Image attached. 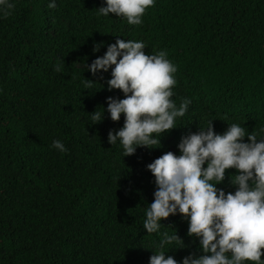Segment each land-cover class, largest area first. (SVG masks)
Masks as SVG:
<instances>
[{
	"label": "trees",
	"instance_id": "trees-1",
	"mask_svg": "<svg viewBox=\"0 0 264 264\" xmlns=\"http://www.w3.org/2000/svg\"><path fill=\"white\" fill-rule=\"evenodd\" d=\"M12 2L11 15H0V264H149L161 236L143 228L156 190L147 165L179 155L181 138L211 122L217 133L237 123L264 139V0H156L139 26L99 15L105 0ZM117 39L166 51L178 69L173 100H191L161 147L128 157L108 142L123 115L91 119L124 95L107 90L111 71L86 68ZM85 78L96 82L90 90ZM235 174L218 187L234 193ZM162 223L183 240L167 255L203 254L181 215Z\"/></svg>",
	"mask_w": 264,
	"mask_h": 264
},
{
	"label": "clouds",
	"instance_id": "clouds-1",
	"mask_svg": "<svg viewBox=\"0 0 264 264\" xmlns=\"http://www.w3.org/2000/svg\"><path fill=\"white\" fill-rule=\"evenodd\" d=\"M155 3L105 0L106 6L100 7L98 14H115L129 25L139 26ZM48 7L56 8V0ZM14 8L12 0H0V15L7 17ZM102 46L97 44L93 51L99 52ZM145 50L143 41L117 39L102 57L86 65L94 77L111 71L107 90H120L124 95L123 99L109 96L103 113L91 115L95 124L103 122L105 113L113 122L123 115V127L108 133L112 146H122L123 157L135 155L139 148L161 147V137L178 127V118L186 115L191 104L185 99L177 107L173 100L178 69L167 52L146 54ZM95 83L85 78L84 89L90 90ZM52 147L67 152L61 140L53 141ZM178 149L179 155L169 151L147 165L156 190L143 228L161 236L160 251L150 257L149 264H264V139L237 123L217 133L211 122L207 128L184 135ZM230 169L237 173L231 177L234 193L218 187ZM175 215L188 221V235L199 240L202 255L190 253L182 261L167 255L166 246L183 241L177 233L161 232L162 221Z\"/></svg>",
	"mask_w": 264,
	"mask_h": 264
}]
</instances>
